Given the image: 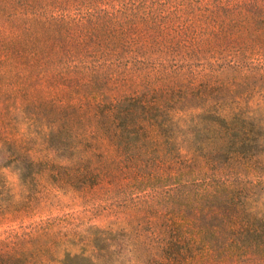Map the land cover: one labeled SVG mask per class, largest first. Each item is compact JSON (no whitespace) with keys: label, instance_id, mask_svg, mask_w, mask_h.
Here are the masks:
<instances>
[{"label":"trees","instance_id":"1","mask_svg":"<svg viewBox=\"0 0 264 264\" xmlns=\"http://www.w3.org/2000/svg\"><path fill=\"white\" fill-rule=\"evenodd\" d=\"M106 142L119 171L174 163L149 264H264V0H0V170L92 182ZM100 232L58 259L48 232L10 231L0 264H102Z\"/></svg>","mask_w":264,"mask_h":264},{"label":"rangeland","instance_id":"2","mask_svg":"<svg viewBox=\"0 0 264 264\" xmlns=\"http://www.w3.org/2000/svg\"><path fill=\"white\" fill-rule=\"evenodd\" d=\"M189 62L192 66L187 72L190 77L198 61L192 56ZM143 86L139 87L140 92L145 90ZM122 92L129 94L131 90L123 87ZM178 117L172 115L173 121ZM175 130L176 125L173 136L177 138ZM13 133L28 142L33 154L34 131L26 123H20ZM173 144L176 148L177 139ZM37 150L35 156L48 155L46 159L51 156L40 146ZM100 152L104 176L94 178L92 182L67 180L71 173L62 171L59 175L57 171L41 168L33 172L32 180L25 185L20 182L16 170L2 168L0 171L5 177L3 197L7 207L0 213V238L10 231H46L52 238L48 246L59 259L64 251L94 254L92 240L102 231L108 237V251L102 264H149L153 258L159 260L160 247L152 240L160 231L163 195L172 182V179H164L165 167L166 172L170 171L173 161L167 160L168 164L163 165L156 157L150 176L139 161H123L121 171L114 168L112 159H117V153L110 142L101 146ZM138 233L140 244L138 241V249L130 254L128 251Z\"/></svg>","mask_w":264,"mask_h":264}]
</instances>
